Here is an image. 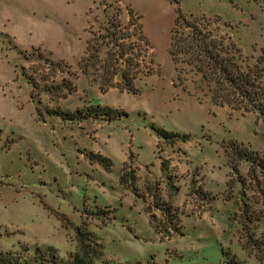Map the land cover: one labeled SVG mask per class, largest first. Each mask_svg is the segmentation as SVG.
Returning <instances> with one entry per match:
<instances>
[{
	"label": "rangeland",
	"instance_id": "rangeland-1",
	"mask_svg": "<svg viewBox=\"0 0 264 264\" xmlns=\"http://www.w3.org/2000/svg\"><path fill=\"white\" fill-rule=\"evenodd\" d=\"M176 7L217 16L215 33L231 35L245 64L261 57L264 65V9L252 0H0V250L51 247L67 259L75 228L86 223L102 259L264 264V177L222 149L236 141L264 157V114L213 103L197 80L175 84L168 49ZM129 10L149 43L128 40L142 49L137 91L103 92L102 62L84 58L113 51L101 35L114 19L125 25ZM97 104L126 114L47 113ZM156 128L179 138L165 141ZM88 152L111 165L91 162ZM160 201L181 234L161 235L149 222L147 209L162 219L153 205Z\"/></svg>",
	"mask_w": 264,
	"mask_h": 264
},
{
	"label": "trees",
	"instance_id": "trees-1",
	"mask_svg": "<svg viewBox=\"0 0 264 264\" xmlns=\"http://www.w3.org/2000/svg\"><path fill=\"white\" fill-rule=\"evenodd\" d=\"M228 1L235 4V0ZM252 1L259 3L264 9V0ZM175 13L168 49L175 64L177 81L175 84L181 85L186 79L197 80L203 84L201 88H206L213 103L226 105L241 112L264 114V65L261 64V57L256 58L253 64H245L241 49L233 41L231 35L215 33L219 22L217 16L210 18L204 15H185L179 7L175 8ZM137 20L138 16L131 10H129V18L125 25L121 26L120 22L114 19L110 25L111 29H106L105 35H101V42L106 40L108 43H112L113 51H106L103 60L97 59L98 55H92L91 52L88 53L87 58H84L87 60L90 57H95L96 62H102L101 74L104 85L100 87V90L103 92L107 87H116L131 92L137 91L134 81L140 73L142 49L134 41L128 40L132 35H136L139 41L149 46ZM223 25L227 26L226 23ZM86 43L88 51L89 40ZM115 77L118 79L115 80ZM30 82L33 89L37 88V82ZM63 88L68 89V86L63 85ZM47 113L69 120H80L90 115L104 114H108L110 119H116L120 115L126 114L125 111H116L111 107L99 104L94 107H78L74 111L47 109ZM37 114L43 120L39 111ZM155 133L165 141L169 140L168 138H179L178 133L163 128H156ZM222 149L229 161L233 158L247 161L249 163L247 174L251 175L252 173L256 177L258 171L264 177V157L258 152L236 141L224 143ZM88 159L101 164L104 168L111 165V161L99 153L88 152ZM231 168L237 170L234 165ZM160 171H164L163 161L160 162ZM127 179L128 177L125 178L122 172L119 177L120 183H126ZM153 205L159 210L162 217L160 221L156 219V215L151 214L149 209L146 210L149 222L154 228L161 235L168 237L171 232L181 234L179 218L172 211V207L163 201ZM85 225L86 223L75 228V250L67 259L58 257L51 247L41 249L36 246L30 252L29 248L24 246L20 251L0 250V264H129L102 259V242Z\"/></svg>",
	"mask_w": 264,
	"mask_h": 264
}]
</instances>
